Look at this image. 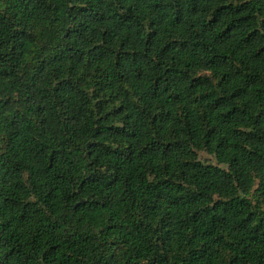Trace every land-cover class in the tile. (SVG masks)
I'll return each instance as SVG.
<instances>
[{
    "label": "trees",
    "instance_id": "obj_1",
    "mask_svg": "<svg viewBox=\"0 0 264 264\" xmlns=\"http://www.w3.org/2000/svg\"><path fill=\"white\" fill-rule=\"evenodd\" d=\"M0 264H264V0H0Z\"/></svg>",
    "mask_w": 264,
    "mask_h": 264
},
{
    "label": "rangeland",
    "instance_id": "obj_2",
    "mask_svg": "<svg viewBox=\"0 0 264 264\" xmlns=\"http://www.w3.org/2000/svg\"><path fill=\"white\" fill-rule=\"evenodd\" d=\"M199 157L202 161H207V162H211V163H215L214 159L212 157H210L209 155L205 154V153H200Z\"/></svg>",
    "mask_w": 264,
    "mask_h": 264
},
{
    "label": "water",
    "instance_id": "obj_3",
    "mask_svg": "<svg viewBox=\"0 0 264 264\" xmlns=\"http://www.w3.org/2000/svg\"><path fill=\"white\" fill-rule=\"evenodd\" d=\"M79 203H83V200H80Z\"/></svg>",
    "mask_w": 264,
    "mask_h": 264
}]
</instances>
